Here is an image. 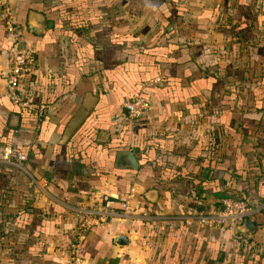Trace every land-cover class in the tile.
Listing matches in <instances>:
<instances>
[{
	"label": "crops",
	"instance_id": "0c3cea01",
	"mask_svg": "<svg viewBox=\"0 0 264 264\" xmlns=\"http://www.w3.org/2000/svg\"><path fill=\"white\" fill-rule=\"evenodd\" d=\"M6 8L36 53L30 108L7 95ZM224 189L264 202V0H0V264H69L76 245L86 264H264V212L252 234L197 222ZM104 194L142 219L81 239Z\"/></svg>",
	"mask_w": 264,
	"mask_h": 264
},
{
	"label": "built area",
	"instance_id": "2783aa9c",
	"mask_svg": "<svg viewBox=\"0 0 264 264\" xmlns=\"http://www.w3.org/2000/svg\"><path fill=\"white\" fill-rule=\"evenodd\" d=\"M8 33L12 37V45L9 50V70L6 75L7 95L14 105L21 108H30L33 106L30 100L24 97L22 93V83L30 74L31 68L35 62V52L28 48L23 41V32L18 29L14 23L13 15L7 10ZM123 110L126 118L131 121L146 119L149 116L150 105L146 97L138 95L124 103ZM15 159V167L24 170L19 161L22 155L14 149H6L3 153L4 161ZM18 161V162H17ZM116 202L111 195L104 194L99 202L79 208L77 211V229L81 239H84L87 233L96 226L106 223L110 219L130 220L139 223L142 219L136 210H133L128 199H122L119 203L120 208L115 209L113 205ZM264 210V203L253 205L241 196L226 194L221 197L217 204L208 211L197 214V222L204 227L218 229H233L238 231L247 221H255L261 211ZM79 246H73L70 251L69 264H86L78 256Z\"/></svg>",
	"mask_w": 264,
	"mask_h": 264
},
{
	"label": "trees",
	"instance_id": "16d2710c",
	"mask_svg": "<svg viewBox=\"0 0 264 264\" xmlns=\"http://www.w3.org/2000/svg\"><path fill=\"white\" fill-rule=\"evenodd\" d=\"M4 18V25H5V29H6V32H7V35L10 37V35H9V33H8V21H7V18L6 17H3ZM14 23H15V25H16V27L19 29V25H18V23L19 22H17L16 23V21L14 20ZM10 45H12V41H11V43H10ZM27 79V78H26ZM26 79H24V81L26 80ZM24 81H23V83H24ZM23 83H22V91H24L23 90ZM24 97L26 98V99H28V96L26 95V93L24 94ZM214 168H215V170H220V171H222V170H224V171H228V168L227 167H225L224 165H223V163H218V162H215L214 164ZM210 184H212V185H214L213 183H216V181H213V182H209ZM213 188H214V186H213ZM215 190H218V189H216L215 188ZM226 194H230V195H234V196H241V197H243L244 199H246L247 201H249L251 204H253V205H257V206H259V205H261L262 203H264V202H262V201H259V200H252L250 197H246V194L244 193V192H238V191H232V190H230V189H224V191H222V193H221V196H220V198L221 197H223V196H225ZM219 198V199H220ZM202 209V207H199L198 209L199 210H201ZM203 210V209H202ZM264 212V210L263 211H261V213H260V215H259V217L258 218H260V216L262 215V213ZM258 218H256V220L258 219ZM238 233H239V235H242V233H240L239 231H238Z\"/></svg>",
	"mask_w": 264,
	"mask_h": 264
},
{
	"label": "water",
	"instance_id": "95a60500",
	"mask_svg": "<svg viewBox=\"0 0 264 264\" xmlns=\"http://www.w3.org/2000/svg\"><path fill=\"white\" fill-rule=\"evenodd\" d=\"M128 159L132 162L133 167L137 168L136 159L134 158L133 153H129ZM134 159V160H133ZM256 230V225L253 221L245 222L241 227L238 228V231L242 234H252ZM115 242L120 246H127L129 241L127 236H119Z\"/></svg>",
	"mask_w": 264,
	"mask_h": 264
},
{
	"label": "rangeland",
	"instance_id": "374dc122",
	"mask_svg": "<svg viewBox=\"0 0 264 264\" xmlns=\"http://www.w3.org/2000/svg\"><path fill=\"white\" fill-rule=\"evenodd\" d=\"M7 10H8L7 8L4 10V13H3V14H4V15H3L4 17L7 16V14H6V13H7ZM9 11H10L11 14L14 16V13L12 12V10L9 9ZM216 204H217V203H216ZM225 230H226V229H225Z\"/></svg>",
	"mask_w": 264,
	"mask_h": 264
}]
</instances>
